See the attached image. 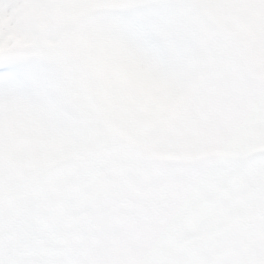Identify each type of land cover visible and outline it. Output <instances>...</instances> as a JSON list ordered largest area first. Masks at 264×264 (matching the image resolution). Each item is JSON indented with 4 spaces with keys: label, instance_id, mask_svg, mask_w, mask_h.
Here are the masks:
<instances>
[{
    "label": "snow or ice",
    "instance_id": "snow-or-ice-1",
    "mask_svg": "<svg viewBox=\"0 0 264 264\" xmlns=\"http://www.w3.org/2000/svg\"><path fill=\"white\" fill-rule=\"evenodd\" d=\"M0 264H264V0H0Z\"/></svg>",
    "mask_w": 264,
    "mask_h": 264
}]
</instances>
